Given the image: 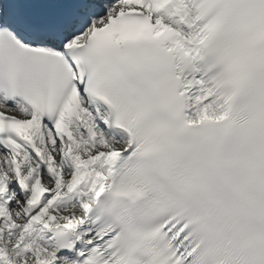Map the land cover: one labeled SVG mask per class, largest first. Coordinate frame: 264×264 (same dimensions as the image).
I'll use <instances>...</instances> for the list:
<instances>
[{
  "label": "snow or ice",
  "instance_id": "1",
  "mask_svg": "<svg viewBox=\"0 0 264 264\" xmlns=\"http://www.w3.org/2000/svg\"><path fill=\"white\" fill-rule=\"evenodd\" d=\"M0 264H264V0H0Z\"/></svg>",
  "mask_w": 264,
  "mask_h": 264
}]
</instances>
